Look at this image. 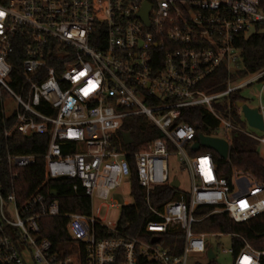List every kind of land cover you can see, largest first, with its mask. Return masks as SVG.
Returning a JSON list of instances; mask_svg holds the SVG:
<instances>
[{"label":"built area","instance_id":"1","mask_svg":"<svg viewBox=\"0 0 264 264\" xmlns=\"http://www.w3.org/2000/svg\"><path fill=\"white\" fill-rule=\"evenodd\" d=\"M145 2L151 6L150 25L138 16ZM0 13V109L10 123L4 135L48 134L47 178L76 180L91 199L89 215L63 214L54 190L39 188L19 200L14 182L9 190L4 180L18 178L38 157L0 147V264H78L77 249L64 258L43 236L40 222L47 217L67 218V233L84 245V264H137L139 258L188 264L193 255L209 260L214 247L208 238L232 237L195 233L193 225L203 219L197 209L213 206L211 213L225 212L237 223L264 213V183L238 171L231 181L218 175L212 153H200L204 146L192 150L195 126L181 121L184 109L203 106L218 122L212 137L230 144L231 132L240 131L264 145V135L241 126L242 108L230 99L261 83L259 104L242 102L258 108L264 119V69L229 78L223 91L203 86L219 68L234 73L241 67L234 43L256 24L264 25L260 0H0ZM136 116H144L161 136L132 152L124 148L133 142L125 143L122 126ZM186 149L196 155L190 158ZM171 153L188 167L192 189L159 209L151 204V191L178 179L169 177ZM134 172L151 218H160L146 224L149 242L101 217L111 191L131 181ZM117 207L112 202L106 214ZM178 231L184 234L179 255L153 241ZM222 252L233 255V264H262L264 258V251L246 241L236 254L232 247Z\"/></svg>","mask_w":264,"mask_h":264},{"label":"trees","instance_id":"2","mask_svg":"<svg viewBox=\"0 0 264 264\" xmlns=\"http://www.w3.org/2000/svg\"><path fill=\"white\" fill-rule=\"evenodd\" d=\"M260 6L264 9V0H260ZM264 25L259 23L255 26V32L249 36L241 35L235 40V46L241 51V67L234 73H229L224 68H219L209 75L203 82V86L211 88L213 92L223 91L227 87L229 78L232 80L246 78L264 69V32L260 30ZM19 49L17 44L15 49ZM19 67V62L16 64ZM232 103L246 101L238 92L230 95ZM181 121L192 124L196 128V139L200 134L215 136L217 134V120L209 114L203 106L186 108L182 111ZM10 123L4 118L0 109V147L3 152L16 154H34L38 157L35 165L19 170L16 179L6 178L4 184L11 190L14 182L19 200L25 199L29 194L41 188L48 192H58L56 199L59 202L63 214L79 213L89 215L91 213V199L86 196L84 188L78 181H71L66 178L49 179L45 172V147L49 140L48 134H34L26 137L15 133L12 137L6 138L4 133ZM122 130L130 132L133 137L132 145H125L128 151H141L147 144L161 136L160 131L153 126L144 116L127 118ZM260 145L257 140L249 135L233 131L230 135V151L228 158L221 157L212 149L202 147L200 153L210 152L217 165V173L232 180L234 171L247 173L257 181L264 183V157L260 153ZM191 155H196L190 151ZM77 184V190L74 185ZM131 194L133 203L121 208L119 228L124 233L149 242L151 233L146 231V224L149 220L160 221L159 217L151 218V211L145 200V189L139 186L137 174H133L131 180ZM180 191L170 185L157 186L151 191L150 199L154 207L161 208L166 202L179 200ZM213 206H202L195 212L198 218H203L193 225L195 233H223L232 235L231 242L235 254L244 247L245 241L257 251H264V213L248 221L237 223L230 219L227 213H211ZM67 218L47 217L41 220L43 236L47 237L53 245L54 251L63 250L64 258L71 254V249L79 251L78 264H84V245L71 239L66 230ZM101 236L108 237L104 231L98 232ZM159 243L169 247L174 255L183 251L184 234L181 231L158 234ZM245 240V241H244ZM137 264H156L143 258L138 259ZM197 264H220L217 259L207 260ZM264 264V258L262 259Z\"/></svg>","mask_w":264,"mask_h":264},{"label":"rangeland","instance_id":"3","mask_svg":"<svg viewBox=\"0 0 264 264\" xmlns=\"http://www.w3.org/2000/svg\"><path fill=\"white\" fill-rule=\"evenodd\" d=\"M261 32H264V28L260 30ZM255 32V27H253L250 30L249 34H252ZM261 88V83L257 82L251 85V87L242 89L239 94L247 99V103L250 106H257L259 104L258 94ZM10 106L14 108V102L12 101L10 103ZM241 126L248 132H251L257 136H263L264 132L257 130L255 128H252L248 122L242 118V124ZM188 148V147H186ZM260 153L264 157V145L260 146ZM189 153V150L186 149ZM190 155V158H193V155ZM169 163V177L174 178L177 177L180 181V187L179 191L183 194H190L192 189V181H191V175L188 167L186 165L181 164L180 156L171 153L168 158ZM112 202H115L119 205L117 208H112L108 214H106L105 209L108 207L109 204ZM133 203V197L131 194V181L126 178L123 183L116 189L112 190L110 193L109 199L106 201V206L104 208V211L101 215L102 218H108L112 223H118L119 219L121 217V206L125 203ZM100 204L99 201H94V205L97 207ZM210 243H212L214 250L217 255V261L220 264H233L234 258L233 255L230 253L224 254L222 252L223 249H229L232 247V242L230 238L223 237L219 240L216 238H208ZM71 251H76V248L71 249ZM207 261L206 257L199 256V255H193L189 259L188 264H197V263H204Z\"/></svg>","mask_w":264,"mask_h":264},{"label":"water","instance_id":"4","mask_svg":"<svg viewBox=\"0 0 264 264\" xmlns=\"http://www.w3.org/2000/svg\"><path fill=\"white\" fill-rule=\"evenodd\" d=\"M150 4L145 2L143 5L142 10L139 13V17L147 24L150 25L149 22V12H150ZM237 106L242 108L243 114L245 119L247 120L248 124L257 130L263 131L264 130V119L262 114L259 112L258 108H251L246 103L240 101L237 103ZM126 144H131L133 142V138L130 132H122ZM200 146H204L208 149L214 150L223 158H228L229 151H230V144L227 140L219 137H212V136H205L200 134L198 136V141L194 143L192 146L193 151H198ZM180 185V181L178 179H174L171 182V186L177 189ZM52 195L57 196L58 192L52 191ZM154 242L159 241V237L156 236L153 239ZM208 258L209 260L216 259V254L212 248L208 250Z\"/></svg>","mask_w":264,"mask_h":264},{"label":"snow or ice","instance_id":"5","mask_svg":"<svg viewBox=\"0 0 264 264\" xmlns=\"http://www.w3.org/2000/svg\"><path fill=\"white\" fill-rule=\"evenodd\" d=\"M0 15H3V13H0Z\"/></svg>","mask_w":264,"mask_h":264}]
</instances>
